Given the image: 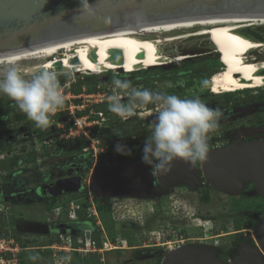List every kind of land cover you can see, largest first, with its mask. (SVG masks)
Segmentation results:
<instances>
[{"label":"rangeland","instance_id":"rangeland-1","mask_svg":"<svg viewBox=\"0 0 264 264\" xmlns=\"http://www.w3.org/2000/svg\"><path fill=\"white\" fill-rule=\"evenodd\" d=\"M185 32L186 31H177L172 34L179 36L184 35ZM167 35L169 36L170 34ZM167 35H164V37ZM256 35H254L256 40L264 42V27L259 29L256 32ZM258 35L261 39L258 38ZM210 40L211 39L209 37H202L166 43L161 48L164 55L168 57L181 54L183 51L200 52V50H203L205 53L201 56L190 57L179 64H174L169 68H163L159 71L155 70L157 68H150L142 71H136L134 73L130 70H125V72H120L122 74H120L119 71H109L94 75L90 71L80 73V70L75 66H73L75 67L73 69L65 66L55 69L57 72L62 74L60 76V80H62L61 83L68 84V87L65 90L67 99L62 108L70 107L73 104L74 106H79V108L73 109L77 118L88 115L92 120L100 121L103 117L107 120L102 124V126L94 125L95 128L93 130L90 129L92 134H87L88 139L84 138V140L76 142L75 145H73L71 140H60V142H57L59 149L65 145L64 147L66 150L63 148L59 150L57 149L58 146L56 147L51 145V143L45 144V142L49 143L50 141H53L51 127L56 129L53 124V120L54 117H58V111L56 114L51 116V123L49 126L45 129H41L29 119L25 122L18 121L17 116L23 115L24 113L16 107L14 101L6 95L1 94L0 100L4 101V103H13L15 107L7 109L5 108L6 105L3 104L2 106L5 119L3 125L0 127V187L7 184V186L11 188L17 187L18 189L25 190L26 188L31 189L37 187L47 176H51V178L49 177L51 181H55L57 179L61 180L69 176L72 177L74 175L70 165L77 162L81 158L83 159V156L80 154H84V152H82V149H79L80 153L78 148L90 149L91 146H93V153L87 156L88 159H85L84 157V160H88V163L90 164L88 168L94 167L101 169H109L111 165H115L116 163L122 164L124 161H128V158L130 159L134 156L135 144L140 145V150L143 151L144 141L150 135L152 126L157 120V107L152 105L151 107L146 106L144 108L137 109L136 114L128 117L127 119H121L113 114L108 108L106 98L110 94L111 81L114 76L121 79H127L135 87L147 88L151 90L153 94L162 95L164 93L169 94V91L178 87H183L185 83L184 79H186L183 75H181L183 71L187 72L200 69V72H203L204 74L199 77H193L196 81H193V87L190 88V90L188 89L190 91L189 95H192L191 98L199 97L201 101L208 106H220L222 103V100H220L221 98L215 99L212 97V95L214 96L216 94L214 91V78L216 74H208L210 69L218 65L214 61L215 52L216 54L219 53L223 56L222 60L225 65L221 61L220 64L223 66L222 71L228 69L229 66L228 63L225 62L224 54L220 52L214 41ZM0 70L3 69L0 68ZM205 80L208 81L207 85L202 84ZM208 84H210L211 91L206 90ZM203 93L206 94L203 95ZM84 99L86 100L85 102L83 101ZM126 99L127 98H125V100ZM238 99L239 97L235 100ZM69 101L72 103L70 104ZM83 109H85L87 113L79 115V113H84ZM59 117L68 118V111L60 112ZM134 119L138 121L133 122L135 121ZM131 120L133 121L130 122ZM108 124L111 128L109 130L105 128ZM81 125L83 128L79 129L84 130V124ZM62 126L64 127V131H68V124H63ZM33 130L34 132H32ZM28 131L30 133H34V136H36L35 140L33 138V140L30 141V139L26 138ZM117 131H119L121 135H116ZM44 134L46 137H44ZM41 136H43L44 139H41ZM107 141H110L109 143L113 142L126 144V146L132 150V155H118L107 151V145L109 146ZM79 143L82 144L78 145ZM50 154H53L54 156H51ZM137 154L140 153L137 152ZM141 157L142 153L137 157V159L141 161ZM79 174L83 176L84 185L86 186V189H88L90 173L84 171ZM199 185L200 183L194 184L192 187L197 189ZM208 191L209 201L205 203L200 200L197 204H195L197 199H192V195H190L186 201L182 198L179 200V203L184 204L188 211L192 210V212H195L198 210L197 215L207 221L206 223H202V225H204L203 229H197L194 227V224H191V232L195 233L203 230L204 235H220L218 240L219 244H228L230 246L231 242L234 240L233 233L243 229V232L246 234L248 229H250L254 223L258 213L261 211L264 202L260 198L252 195L254 194L252 188L240 196H227L213 189H209ZM176 193L177 191L167 195L166 192H159L155 196L153 195L152 199H137V202H132L139 205L138 211L142 212L146 210L145 216L146 223L148 225L147 228H150L151 226L153 227L155 223L157 231L165 229L166 227L170 228V222H168V220L161 219L163 216V214H161V209L163 208L167 211L166 208H175L171 205V200H177L176 198L178 194H181ZM82 196V193L77 196H61L55 198L57 199L56 204H65L73 199L81 198ZM28 197L29 198L25 197L24 200L10 199L11 201H6V199L2 200V198H0V231H7L8 228H5V226L12 225V222L15 219L23 220L24 222L22 224H18V227L14 226V228L20 233H18L20 240L16 241L18 243V247L20 248L18 257L21 259L22 263L60 264L58 252L53 250L52 247L48 248V246L52 243L50 240L52 237H50V230L48 231V229L42 225L46 222L49 213H47L45 205L38 201L37 198H32L31 195ZM155 200L159 203L157 207H159L160 212L153 215L152 212L154 208L152 205L149 208L148 203ZM98 202H103L108 205L107 201L104 199H99ZM178 205L175 204L176 207H180V205ZM107 214L108 213L104 212L101 220L106 234L110 238V233L113 230V224ZM159 219H161L160 224ZM117 227L119 228L115 229L114 227L115 232L116 230L122 229V226ZM9 235L13 237L10 233L3 235L2 238ZM32 241V244H26ZM149 242L157 244L158 241H156V239H152V241ZM159 242L162 243L163 238L160 239ZM155 247L156 246H154V248H142L134 251L107 254L105 255L104 262L105 264H152L154 260L149 256L150 253H153L151 250L156 251ZM222 254L226 260H229L227 263L233 261L234 254L231 249L223 250ZM33 256H35L36 259H31ZM68 257L71 259L62 262V264H95V262L90 259L82 260L74 254H69Z\"/></svg>","mask_w":264,"mask_h":264},{"label":"water","instance_id":"water-1","mask_svg":"<svg viewBox=\"0 0 264 264\" xmlns=\"http://www.w3.org/2000/svg\"><path fill=\"white\" fill-rule=\"evenodd\" d=\"M87 3L91 7L85 12L81 0H0V57L131 27L235 15L264 17V0H87ZM258 38L261 39L259 35ZM198 53L201 56L205 52ZM199 164L177 160L171 173L161 176L154 175L143 162L116 163L109 169L94 168L88 188L97 199H152L163 189L192 187L201 182L228 196H237L253 185L264 200V139L250 142L240 139L209 150L207 160ZM83 181L82 176L76 175L38 187L35 192L51 198L77 194L84 188ZM252 231L255 246H242L232 262L220 260L210 248L187 245L166 253L162 264H264V212Z\"/></svg>","mask_w":264,"mask_h":264},{"label":"bare ground","instance_id":"bare-ground-1","mask_svg":"<svg viewBox=\"0 0 264 264\" xmlns=\"http://www.w3.org/2000/svg\"><path fill=\"white\" fill-rule=\"evenodd\" d=\"M263 27L264 17L239 15L138 26L12 53L1 56L0 60L15 59L22 68L28 70L29 78L31 71L44 63L51 64L55 69L62 66L71 69L77 67L80 73L90 71L94 75L109 71L136 72L158 67L169 68L194 57L191 52L199 56L198 51L165 56L161 47L166 43L209 37L224 54L229 66L216 74L214 91L216 94L231 93L264 87V42L256 40L251 33ZM177 31L186 32L179 36L172 34ZM47 223L42 225L48 227ZM121 230H126L125 226ZM87 239L92 241L89 237ZM123 239L126 240L125 237ZM107 253L103 255V261L96 255L84 258L74 255L80 259H90L95 264H103Z\"/></svg>","mask_w":264,"mask_h":264},{"label":"clouds","instance_id":"clouds-1","mask_svg":"<svg viewBox=\"0 0 264 264\" xmlns=\"http://www.w3.org/2000/svg\"><path fill=\"white\" fill-rule=\"evenodd\" d=\"M81 3L82 11L90 10L87 0H81ZM219 59L218 57V61ZM0 68L3 69L0 70V94L14 101L16 107L38 128H47L51 123V116L64 106L67 99L65 90L68 84L61 83L62 74L51 64L44 63L33 69L29 78L28 70L22 68L15 59L0 60ZM207 83L206 80L202 82L204 85ZM106 99L109 110L121 119L135 115L137 109L148 105L157 107V120L144 141L141 157L142 162L151 167L154 175L170 174L172 165L177 160L193 165L207 160L210 133L217 130L221 113L218 109L210 108L199 97L181 98L174 94H153L147 88L135 87L127 79L114 76L110 94ZM116 135L121 133L117 131ZM115 151L119 155H132V150L123 143H117ZM76 175L80 174L74 176ZM80 192L69 195L77 196ZM156 251L161 252L156 260L160 259L162 264L164 255L171 250ZM70 259L68 256L60 257V264Z\"/></svg>","mask_w":264,"mask_h":264},{"label":"built area","instance_id":"built-area-1","mask_svg":"<svg viewBox=\"0 0 264 264\" xmlns=\"http://www.w3.org/2000/svg\"><path fill=\"white\" fill-rule=\"evenodd\" d=\"M83 101L85 102L86 100L84 99ZM69 103L71 104L72 102L69 101ZM74 108H79V106H74L72 104V106L70 107H64L61 110H58L59 114L62 111H68L67 119L72 123H68V131H64V127L62 126L63 123L58 121L57 117H54L53 124L56 129L54 127L52 128L53 141H50L49 143L45 142V144L51 143V145L57 147V142H60V140H71L73 145H75L76 142H80V140H84V138L88 139L87 134H92L91 130L95 128L94 125L102 126V124L107 121L105 117L101 118L100 121L92 120L88 115H86L85 117L82 116L81 118H77V115L73 110ZM83 112L85 113L86 110L83 109ZM81 124H84V130L86 131L79 129L83 128ZM44 137L46 136L44 135ZM44 137L41 136V139H44ZM33 138L35 140L36 136L33 135ZM90 150L91 148H86L82 149V152L88 153ZM92 151H94L93 146ZM93 168L87 167L86 169H83L82 172L85 171L87 173H91ZM81 193L83 194L81 198L73 199L69 201L68 204L66 203L67 205L59 204L58 206L47 211V213L49 214L46 222L48 223L61 222L67 224H75L76 227L78 226L77 231L75 229L65 227L66 231L64 233H62V231H59L56 235L50 238L52 243L50 244V246H48V248L52 247L53 250H56L58 252L59 258L68 256L69 254L73 253L80 255L82 258L96 255V257H101V261H103V255L106 252L110 251H126L142 248L146 249L150 247L154 248V246H156V249L170 251L175 248L177 249L180 246V243L183 242H174L173 238L176 234L181 233L183 231V228H185V226L187 225L184 224L183 219L181 217H178V215L179 211H181L182 209L186 211V213L189 212L184 204L179 203V200H181L182 198H184L186 201V197L190 196L187 195L188 193H181V195L184 197L176 198L177 201L175 203L177 205L179 204L180 207H176V209L171 212L174 218L173 221H169L171 223V225L169 226L170 228L166 227L165 229H160L159 231L156 230V223L153 228H141L143 226L142 220L145 218L146 210L142 212L138 211L139 205L137 203H132L137 202V200L135 199L110 198L107 200L108 205H106L103 202L99 203L91 194L90 190L86 189V186H84L83 190L79 194ZM151 205L154 208L152 212L153 215L160 212L159 207H157V205H159L158 202L151 201L150 203H148V207L150 208ZM167 209L168 208H166V210ZM163 211L164 209L162 208V214ZM104 212L108 213V217L110 218L113 225L125 226L126 230H116L114 236L112 238H109L106 234L105 229L101 227V219ZM161 219L165 220L163 216L161 217ZM161 219H159V224L161 222ZM195 222H197L198 225L201 224L200 219H196ZM170 231L172 232V234L170 233ZM96 233L102 234L100 239L95 238ZM87 237L91 238L92 241L88 240ZM123 237H125L126 240H124ZM162 238L163 241L166 240V242L160 243L159 241ZM152 239H156V241H158L157 244L150 243L149 241H152ZM19 252L20 248L18 247V243L14 237L9 235L0 239V264H22L20 259L18 258ZM153 264H161V262L158 263L157 260H154Z\"/></svg>","mask_w":264,"mask_h":264},{"label":"flooded vegetation","instance_id":"flooded-vegetation-1","mask_svg":"<svg viewBox=\"0 0 264 264\" xmlns=\"http://www.w3.org/2000/svg\"><path fill=\"white\" fill-rule=\"evenodd\" d=\"M217 54L219 55V53H217ZM219 58H220V55H219ZM192 63H195V62H192ZM161 69H163V68H157L155 70L159 71ZM214 70L215 69H210L208 74H210ZM120 74H122V73H120ZM203 74L204 73L202 72L201 75H203ZM181 75H183L186 78V79H184L185 83H184L183 87H178L172 91H169V94H174V95L180 96L181 98H191L192 95H189L190 94L189 90H190V88L193 87V85L189 86L188 83L191 81L192 82L196 81V79L193 78V77H195L196 72H195V70L194 71L193 70L187 71V72L183 71L181 73ZM198 79H201V78H198ZM210 84H211V82H210ZM210 84H208V87L206 88L207 91L208 90L211 91ZM164 94H167V93H164ZM205 94L206 93H203V95H205ZM218 96H220V97H218ZM212 97L215 99L221 98L220 100H222V103H221L222 105L220 104V106H215V105L209 106L212 109H218L221 113V117L219 120V125H218L217 130L213 133H210V139L208 141L209 150L222 148V147H224L230 143H235L240 139L244 142L259 141V140L264 139V87L259 88V89H248V90H241V91H236V92H231V93H224L221 95L215 94L214 96L212 95ZM237 97H239V99L235 100ZM9 107L14 108L15 105L12 104ZM85 113H87V112H85ZM58 117H57V120L63 124H66V123L71 124L72 123V122L68 121L67 117H62V118L61 117L58 118ZM134 120L135 121L131 120L130 122L138 121L136 119H134ZM52 128L53 127H51V131H53ZM105 128H107L108 130L111 129L109 124L107 126H105ZM258 130H261V132H256ZM28 136H29V134L27 133L26 138H28ZM109 142L110 141H107V143H109ZM80 144H82V143H79L78 145H80ZM116 144L117 143H113V142L109 143V146L107 145V151L112 152L114 154H117L115 151V145ZM64 146L61 148L65 149ZM73 148H75V147H73ZM127 148H129V147H127ZM140 148H141L140 145L135 144L134 145V151H135L134 156L131 157L130 159L128 158V161H124L123 163L142 162L141 159H140L141 161H139L137 159V157L142 153ZM57 149H59V147H57ZM79 149L81 150L83 148H78V150ZM76 150H77V148H76ZM80 150H79V152H80ZM137 152L140 154H137ZM92 153H93V151H92V146H91V150L88 153L80 154L83 156V159L81 158L77 162L70 165L71 170H73V175L79 174L81 171H83V169H86L89 166L88 160H84V157H85V159H88L87 156H89ZM198 166H200L199 162H198ZM13 177H14V175H13ZM49 177L51 178V176L45 177L43 179V182L38 187H41V186L46 185V184H52V183H55L57 181V180L51 181V179H49ZM18 187H19V185H18ZM250 188H252V190L254 191V194H252V195L254 197L260 198L264 202V200L256 193V190H255L253 185H249L241 194H239L237 196L245 194L246 192H248L250 190ZM209 189L216 190V189L210 187L209 185L205 184L204 182H201L200 185L197 187V189H194L193 187H189V186H180V187H175V188L163 189L161 191V193L166 192L167 195L170 193H174L175 191H177L176 194L188 193L187 195L193 196L192 199L193 198L197 199V202L195 203V204H197L200 200L204 203L207 202L204 199V196L207 194L209 197V191H208ZM34 190H35V188H31V189L26 188L25 190H21V189H18L17 187L11 188V187L7 186V184H4L3 187H0V198H2V200L6 199V201H11L10 199H12V200H14V199L21 200L22 199V200H24L25 197L29 198L28 196L31 195L32 198L33 197L37 198L38 201H40V202H42L43 200H45L47 198H51V197H49L48 194H42V193L38 194ZM216 191H218V190H216ZM62 197H65V195ZM177 197L182 198L184 196H182L181 194H178ZM186 198H189V197H186ZM176 201L177 200H171V205L175 207L174 209H176V206H175ZM155 202H156V200H155ZM193 207H194V205H193ZM174 209L168 208L167 211L164 210L165 216H164V211H163V217L165 218V220H168V222L173 221L174 217H173L171 212ZM161 211H162V209H161ZM197 211H195V212L189 211L187 213L183 209L181 211H179L178 217H181L183 219L184 224H187V225L185 226V228H183V231L181 233L176 234L175 237L173 238L174 242L183 241L182 243H180V246L177 249H180L181 247L187 246V245L207 247V248H210L213 251H215L220 260L227 263V261H229V260H226L224 258L223 254H222L223 250L231 249L233 251V254H234V259H233V261H234L239 256V252H240L242 246H244V245L245 246H249V245L255 246L256 243H255L254 237L252 235L251 229L253 230L256 223L262 217V214L264 212V204L261 208V211L258 213L254 223L252 224L250 229H248L246 234L243 232V229L241 231H236L233 233L234 240L231 242L230 246L228 244H226V245L225 244L224 245L219 244L218 240L220 238L219 237L220 235H215V236L214 235L208 236L207 234L204 235L203 230L200 232H195V233L191 232V228H192L191 224H194L195 225L194 227L197 229H200V228L203 229L204 225H202V223L207 222L206 220H203L202 217L197 215ZM196 219L201 220L200 225H198V223L195 222ZM142 223H143V226L141 228L146 229L148 226L146 223V216L142 220ZM47 225H48V227H45V228H47L48 231L50 230L51 235L57 234L60 230L64 232V231H66V228L75 229L76 231L78 230V226L76 227L75 224H70V223H68V224L64 223V224H62L63 226L60 228H55L56 225H58L57 223L56 224L55 223H49V224L47 223ZM82 225H84V224H82ZM15 227H18V225H15ZM101 227L104 228L103 223H102ZM153 227L151 226L150 228H153ZM117 228H119V227H116V229ZM125 229H126V227H125ZM170 233L172 234L171 231H170ZM101 235L102 234H100V233H96L95 238L100 239ZM252 237H253L254 241L252 240ZM211 238H213V239H211ZM177 249L175 248L171 251H174ZM134 250L135 249L126 250V251H119V252H127V251H134ZM151 252H153V253H150L149 257L153 260H156L157 258H159V256H161L160 251L158 252V251L151 250ZM230 262H232V261H230Z\"/></svg>","mask_w":264,"mask_h":264},{"label":"trees","instance_id":"trees-1","mask_svg":"<svg viewBox=\"0 0 264 264\" xmlns=\"http://www.w3.org/2000/svg\"><path fill=\"white\" fill-rule=\"evenodd\" d=\"M219 55H221L222 56V54H219ZM218 54H215V58H214V61H215V63H217L218 65L216 66V67H214V68H212V69H215L214 71H212L211 73H210V75H215V74H217V73H219V72H221L222 70H223V66L220 64V62L218 61ZM220 59H221V61L223 62V56L222 57H220ZM224 63V62H223ZM224 65H225V63H224ZM226 67V66H225ZM201 70L200 69H198V70H195V72H196V75H195V77L197 76V77H199V76H201V73L202 72H200ZM188 85L189 86H192L193 85V82L191 81V82H189L188 83ZM3 104L4 105H6V107L5 108H7V109H10L11 107H9L10 105H12L13 103H9V102H7V103H4V101H2V100H0V127L3 125V123H4V113H3V110H2V106H3ZM16 105V104H15ZM152 105H149V107H151ZM82 114H85V113H79V115H82ZM17 120L18 121H20V122H25L26 120H28V118H27V116L25 115V114H23V115H20V116H17ZM32 132H34V130L32 131ZM30 133L29 131L27 132L28 134H29V136H28V138L27 139H30V141L31 140H33V135H34V133ZM45 135V134H44ZM26 139V140H27ZM51 156H54L53 154H50ZM39 186V185H38ZM37 186V187H38ZM37 187H35V189H37ZM204 199L206 200V201H208L209 200V197H208V195L206 194L205 196H204ZM98 201V200H97ZM56 202H57V199H55V198H47V199H45V200H43L41 203L43 204V205H45V209H47V211H49V210H51L52 208H54V207H56V206H58V204H56ZM69 202H67V204H68ZM66 203H65V205H67ZM85 206V205H84ZM24 221L23 220H21V219H15V220H13V222H12V225H10V226H5V228H8V230L6 231L5 229V231H0V238H2V236L3 235H6V234H12L13 235V237L16 239V240H20V237H19V235H18V231L14 228V226L15 225H18V224H22ZM114 227H115V229H116V227L117 226H115V225H113V230L111 231V233H110V238H112L113 236H114V233H115V229H114ZM10 229V230H9ZM20 234V233H19ZM97 239V238H96ZM33 243V241L32 242H28V243H26V244H28V245H30V244H32ZM116 252H119V251H113V252H109V253H107V254H114V253H116ZM106 254V255H107ZM79 258V257H78ZM83 260V259H82ZM158 263L160 262V259H158V261H157ZM97 264H99V263H97ZM103 264H105V263H103Z\"/></svg>","mask_w":264,"mask_h":264}]
</instances>
